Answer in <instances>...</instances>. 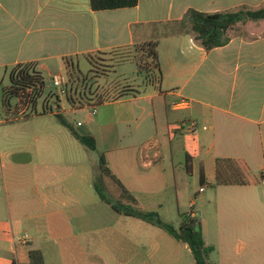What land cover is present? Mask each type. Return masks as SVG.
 Returning <instances> with one entry per match:
<instances>
[{"label": "crops", "instance_id": "0c3cea01", "mask_svg": "<svg viewBox=\"0 0 264 264\" xmlns=\"http://www.w3.org/2000/svg\"><path fill=\"white\" fill-rule=\"evenodd\" d=\"M258 1L254 7L245 0H138L133 7L95 11L89 0H0V68L32 63L52 76L56 59L99 53L115 69L134 61L116 64L114 50L157 40L158 83L144 82L135 67L140 81L129 84L136 93L108 99L95 111L92 105L70 108L87 112L76 121L81 125H71L95 137V151L111 171L165 222L202 214L197 202L203 207L213 199L207 187L235 188L230 208L242 217L252 247H259L264 199L252 190L261 184L255 171L264 168V19L237 22L227 30L228 43L210 50L190 30L163 32L188 9H254L264 5ZM60 126L65 131L54 127L33 138L34 158L24 149H0V264H32L29 250L41 253L42 264H181L184 252L191 254L185 242L117 213L93 183L106 207L89 211L90 163L67 160L83 152L72 150L74 144L86 147ZM218 160L243 162L246 169L224 164L221 171L230 180L244 172L248 184H217ZM186 174L198 184L190 193ZM216 212L222 213L219 204ZM201 229L209 245L208 227ZM242 229L237 221L235 232Z\"/></svg>", "mask_w": 264, "mask_h": 264}, {"label": "trees", "instance_id": "16d2710c", "mask_svg": "<svg viewBox=\"0 0 264 264\" xmlns=\"http://www.w3.org/2000/svg\"><path fill=\"white\" fill-rule=\"evenodd\" d=\"M137 3L138 0H89L90 8L95 11L133 7L137 5ZM248 19H264V5L254 9L240 7L238 9L216 12H202L195 9H188L179 21L165 24L163 32L175 33L180 30H190L194 33L195 39H197L206 50H210L214 47L227 44L230 39L227 30L237 22ZM157 42V40H148L123 47L131 48L132 52L121 55L116 59L112 58V60H115L116 64H119L132 58L136 64V73L142 76L143 81L156 84L159 82L161 76ZM85 57L91 66L90 71L92 72L93 78L99 75H107V72L113 67V65H106V60L103 59L99 53H88ZM63 60L65 76L68 83V90L65 93L64 100L71 109H78L85 105L95 106L108 99H119L137 92L132 88L133 86H127L126 83L125 85L119 83L121 84L119 85L121 87V92L116 96L110 98L100 96L95 101H89L86 97H83V92L79 93L80 91L77 90V86L73 88L75 82L74 76H77V81H79V77L76 75L77 73L73 67V62L67 58H63ZM100 63H102L101 65H103V67L108 66L110 69L101 68L103 72L98 71V65H100ZM8 77L9 84L3 86L1 90V112L3 114V122L17 120L19 118L18 114H22L25 110L35 107L38 99L44 95L45 91L44 78L41 73L35 69L32 63H23L13 66L9 71ZM86 78V76L82 77V81H85ZM49 97L50 96L45 100ZM11 98H15L13 104L10 103ZM59 102L60 100L56 97L57 110L43 111L40 113H52L60 124L65 126L83 146L89 150H95V137L89 133H79L76 131L62 114ZM25 116L27 115L23 114V117ZM224 164L239 169L247 168L243 162L238 160H218L217 184H248V181L244 178V172H239V174L236 173L233 176V180H230L225 174L222 175L221 169L224 167ZM98 173V179H96V177L93 179V187L99 198L107 203L114 211L126 216L138 218L164 230L176 240L185 242L191 251L195 264H211L209 261V254L213 251L214 247L206 244L196 216L181 213V222L179 223V227L176 228L171 223L162 220L156 211H148L141 208L133 194L111 171L103 155H100L98 159ZM200 181L201 184L204 183L202 171L200 172ZM99 182H102L103 185ZM196 227H198V229H196ZM28 255L32 264H42V255L38 250H29Z\"/></svg>", "mask_w": 264, "mask_h": 264}, {"label": "rangeland", "instance_id": "374dc122", "mask_svg": "<svg viewBox=\"0 0 264 264\" xmlns=\"http://www.w3.org/2000/svg\"><path fill=\"white\" fill-rule=\"evenodd\" d=\"M245 2L246 4H248L247 2H250V4H253V6L256 7L254 4H257L259 1L245 0ZM129 52H132L131 48H122L120 50L113 51L111 54H113V59H116L121 55L127 54ZM66 58L73 62L74 70L77 73L76 75H78L79 77V81H77V76H74L75 82L73 84V88L77 86V90L80 91L79 93L83 92V97H86L89 101H95L100 96L104 98L116 96L119 92H121V87L119 86L121 84L119 83H123L124 85L126 83L127 86H133L129 83H133L135 82V80L140 81L139 78L136 77V66L134 62L131 61H127L123 64L115 66V69L109 70L107 72V75H99L98 77L93 78L92 72L90 71L91 66L85 56L80 55L77 57H64V59ZM104 59L106 60V58ZM62 62L64 64V60L61 61L60 59H56L52 62V74L55 75L60 73L66 78L65 66H62ZM109 63L110 62H107L106 65H110ZM101 64L102 63L98 65V71L103 72L101 68L110 69L108 66L103 67V65ZM9 70L10 68H8L7 70H5L4 68H0V98L3 86L9 84ZM84 76H86L87 78L85 81H82V77ZM51 77V74H44L43 76L45 81V91L44 95L37 101L36 108L38 111H40L41 109L42 100H45L48 96L52 97L54 96V94H56L57 89L55 86H53ZM128 96L124 97L127 98ZM14 102L15 98H11L10 103L13 104ZM62 103V107H64L62 109L68 111L70 107L65 102ZM67 111L61 112L70 124L71 122L75 124L77 120L83 121L87 114L86 110L83 109L74 112L71 110H69L68 112ZM23 114H27V117H23ZM2 117L3 114L0 109V119ZM18 117L19 118L17 120L0 123V149H5L8 151L24 149L28 151L27 154L29 155V157L34 158L36 157L33 151L35 147L33 138L35 136L49 130L54 131L55 128L65 131L64 128L60 126V122L54 115H33L30 114L29 110H25L22 114H18ZM74 126L76 127V125ZM77 130H79L78 132L80 133L84 130V128L81 127ZM78 149L83 152L77 153L79 154L78 156H68L67 160L68 162L70 160L72 162H76V159L78 158L79 161H83L84 163L88 164L90 163L91 185L89 195L91 197V200L89 211L91 213L98 212V207H106L104 204H102V202L98 200V196L92 187L94 177L98 179L99 175L98 169H94L95 163L99 159L98 151L82 148L80 144H74L72 150ZM132 153L133 151L129 150L126 153L127 157H131ZM60 160L61 159L59 158V162ZM158 170L159 167H155V171L153 172L154 177H156ZM255 176L259 180L261 179L260 174L256 171ZM186 181L187 183L185 190L186 192L190 193L194 188L197 187L198 184L195 180H191V177L188 174H186ZM99 183L103 185L102 182ZM155 183H157V181ZM233 189L235 188L207 187L206 194L213 196V199L209 203H206L203 207H201L200 201H198L196 204V210L199 212L202 211V214L196 216L197 222L199 223L200 228H203V231L205 226L208 227L209 233L207 236V241L208 243H210L209 245L213 244L212 246L214 247L213 251L209 254V261L211 264H254L257 261H259L260 264H264V241L262 244V241L260 240L258 244L259 247L255 246V248H253L250 233L248 232V228L242 222V217L230 208L231 204L228 203L229 201L227 198L231 195H235V190ZM252 191L253 196L264 199V186L260 183ZM217 204L221 206L222 213L216 212ZM139 205L141 208L148 210L143 205ZM205 210L207 211L206 214ZM237 221H239L240 225L243 228L240 233L235 232ZM179 222L175 219L169 221V223H171L176 228L179 227ZM155 229H157V227H155ZM260 234H263L264 237V227L263 230L260 231ZM260 237H262V235H260ZM181 264H195L193 263V258L190 252H184Z\"/></svg>", "mask_w": 264, "mask_h": 264}, {"label": "built area", "instance_id": "2783aa9c", "mask_svg": "<svg viewBox=\"0 0 264 264\" xmlns=\"http://www.w3.org/2000/svg\"><path fill=\"white\" fill-rule=\"evenodd\" d=\"M52 82H53V86L56 87V94H54V96H50L47 100H42V105H41V109L40 111L37 110L36 106L33 108H29L27 110H29L30 114H37L43 111H55L58 109L57 105H56V97L61 101L62 99H64L65 93L68 90V83L66 78L61 75V74H55L52 75L51 77ZM37 104V103H36ZM181 104V103H179ZM60 105V102H59ZM93 111H95V106H92ZM27 115V114H26ZM76 125H81V122H76ZM191 128L195 127V123L192 122L191 123ZM260 178H261V184L264 185V168L261 169L260 171ZM200 191L202 190V188L199 189Z\"/></svg>", "mask_w": 264, "mask_h": 264}, {"label": "water", "instance_id": "95a60500", "mask_svg": "<svg viewBox=\"0 0 264 264\" xmlns=\"http://www.w3.org/2000/svg\"><path fill=\"white\" fill-rule=\"evenodd\" d=\"M196 229H198V227H196Z\"/></svg>", "mask_w": 264, "mask_h": 264}]
</instances>
